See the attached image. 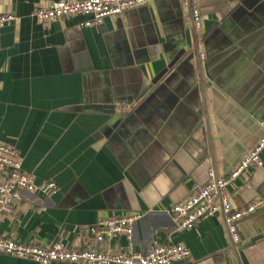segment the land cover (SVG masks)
<instances>
[{
	"label": "crops",
	"instance_id": "obj_1",
	"mask_svg": "<svg viewBox=\"0 0 264 264\" xmlns=\"http://www.w3.org/2000/svg\"><path fill=\"white\" fill-rule=\"evenodd\" d=\"M50 1L0 0V13L17 17L0 27V141L37 184L58 186L25 191L0 215V235L81 248L83 228L142 212L131 241L119 235L94 247L178 244L191 256L174 264H264V206L240 220L239 247L216 216L178 230L168 212L263 135L264 0H199L203 63L179 0H152L89 27L84 14L30 15ZM261 158L228 186L234 207L264 195V150ZM0 264L40 263L0 253Z\"/></svg>",
	"mask_w": 264,
	"mask_h": 264
},
{
	"label": "built area",
	"instance_id": "obj_2",
	"mask_svg": "<svg viewBox=\"0 0 264 264\" xmlns=\"http://www.w3.org/2000/svg\"><path fill=\"white\" fill-rule=\"evenodd\" d=\"M152 0H57L36 7L31 16L43 22H50L76 14L87 15L82 26L100 25L105 17L121 16L125 11L141 6ZM187 11L192 37L191 51L200 63L206 59L204 48L205 33L203 15L199 0H179ZM17 20L10 12L0 13V27ZM263 135L224 175L214 170L208 171L204 183L193 182L188 196L173 204L170 213L178 230L190 229L205 218L216 216L223 223L231 245L239 247L243 240L239 234V222L264 206V195L257 196L242 208L230 202L228 186L249 168H260L263 164L261 153L264 150V122H259ZM25 191L43 195L58 191L55 182L37 184L34 176L22 167L18 151L0 141V215L16 209L23 202ZM144 216L142 212L106 216L96 224L83 228L81 248H69L60 242L47 245L23 243L12 236L0 235V253L26 258L40 264L66 262L72 264H174L190 258L188 248L178 244H153L141 251H115L109 248L97 249L92 242L100 243L123 235L131 241L134 227Z\"/></svg>",
	"mask_w": 264,
	"mask_h": 264
}]
</instances>
